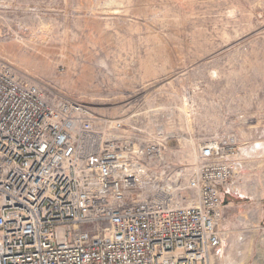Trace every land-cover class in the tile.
I'll use <instances>...</instances> for the list:
<instances>
[{
	"label": "rangeland",
	"instance_id": "374dc122",
	"mask_svg": "<svg viewBox=\"0 0 264 264\" xmlns=\"http://www.w3.org/2000/svg\"><path fill=\"white\" fill-rule=\"evenodd\" d=\"M1 64L122 124L112 138L162 143L184 179L235 138L210 262L264 264V0H0Z\"/></svg>",
	"mask_w": 264,
	"mask_h": 264
},
{
	"label": "built area",
	"instance_id": "2783aa9c",
	"mask_svg": "<svg viewBox=\"0 0 264 264\" xmlns=\"http://www.w3.org/2000/svg\"><path fill=\"white\" fill-rule=\"evenodd\" d=\"M121 128L0 65V264H211L235 138L184 179Z\"/></svg>",
	"mask_w": 264,
	"mask_h": 264
},
{
	"label": "crops",
	"instance_id": "0c3cea01",
	"mask_svg": "<svg viewBox=\"0 0 264 264\" xmlns=\"http://www.w3.org/2000/svg\"><path fill=\"white\" fill-rule=\"evenodd\" d=\"M229 258V257H228Z\"/></svg>",
	"mask_w": 264,
	"mask_h": 264
}]
</instances>
